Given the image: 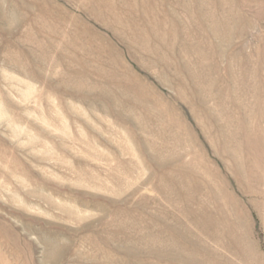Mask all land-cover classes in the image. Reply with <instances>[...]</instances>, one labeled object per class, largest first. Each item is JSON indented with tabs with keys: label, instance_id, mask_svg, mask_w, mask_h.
<instances>
[{
	"label": "rangeland",
	"instance_id": "rangeland-1",
	"mask_svg": "<svg viewBox=\"0 0 264 264\" xmlns=\"http://www.w3.org/2000/svg\"><path fill=\"white\" fill-rule=\"evenodd\" d=\"M0 264H264V0H0Z\"/></svg>",
	"mask_w": 264,
	"mask_h": 264
},
{
	"label": "bare ground",
	"instance_id": "bare-ground-1",
	"mask_svg": "<svg viewBox=\"0 0 264 264\" xmlns=\"http://www.w3.org/2000/svg\"><path fill=\"white\" fill-rule=\"evenodd\" d=\"M97 1V0H96ZM52 24V23H51ZM138 33H136V35H137ZM70 46V45H69ZM12 48V47H11ZM26 53V52H25ZM45 57V56H44ZM11 58V57H10ZM39 65V64H38ZM40 66V65H39ZM41 67V66H40Z\"/></svg>",
	"mask_w": 264,
	"mask_h": 264
}]
</instances>
